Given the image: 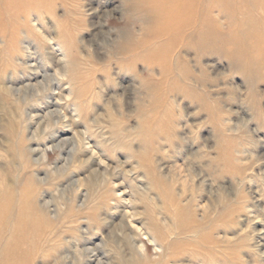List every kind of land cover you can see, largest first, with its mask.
<instances>
[{"label": "rangeland", "instance_id": "rangeland-1", "mask_svg": "<svg viewBox=\"0 0 264 264\" xmlns=\"http://www.w3.org/2000/svg\"><path fill=\"white\" fill-rule=\"evenodd\" d=\"M2 1L0 264H264V82L195 50L264 1L205 0L170 48L139 0Z\"/></svg>", "mask_w": 264, "mask_h": 264}, {"label": "bare ground", "instance_id": "bare-ground-1", "mask_svg": "<svg viewBox=\"0 0 264 264\" xmlns=\"http://www.w3.org/2000/svg\"><path fill=\"white\" fill-rule=\"evenodd\" d=\"M33 1L36 3L35 6H39V7L43 6V3H45V5H50L48 3V0H33ZM203 1H205V0H139L138 4H139L140 8L142 9V14L144 16H146L148 19H150V20H152L154 22V26L150 25V28H152V30L150 31L149 35L152 36V37H158V39H162L163 38L162 39L163 41L160 40V41H162L164 43L163 46L170 48L172 45H178L177 42L179 41L180 37H177V34L181 35L182 38L186 37L187 31L185 33V31H183V30L191 28L193 20H194V18L196 16L195 15V12H196L195 10L197 9L198 6L201 5L200 4L201 2L203 3ZM209 1L210 2L211 1H217L218 4H221V5L222 4H224V5H230L231 4V5H242V6H244V5H247V4H250V3L258 5L260 1H264V0H209ZM3 8H5V7H2V9ZM242 12L243 11L240 8H238V13H239L238 15L239 16H240V14H242ZM261 14H262L261 18L264 20V18H263L264 17V10H261ZM236 18L240 19V17H236ZM211 20L212 19L209 20V18H201V20H199V24L201 25V28H200L201 30H200V34L198 35V42H197V44L195 46V50L197 52H201L205 48V46L208 47V48H211L212 46L215 47L216 43H219V42H220L221 46H225L227 44L233 45L232 46V51H229L230 52L229 56H231V58L235 61L236 69L239 72L248 73L251 76V78L253 79V83L254 84H257L258 82H264V24L260 23L259 20H255V21L252 20L251 21L252 28H248L247 29V33H243L244 30H242V29H237V30H232V31H230V32H228L227 34L224 35L222 33H219V31L211 30L212 28L208 29V27L206 25H207L208 21H211ZM31 22H33V28L35 30H37L38 32L42 31V29L40 27V24H38L36 18L32 19ZM197 23H198V21H197ZM244 24H246V23H244ZM182 31H183V33L185 35L181 34ZM42 36H43V34H42ZM43 37H45V35ZM126 41H127L128 46L119 47L120 51H131V47H134L135 45L136 46L139 45V44H136L131 38H127ZM132 42L134 44H132ZM49 43H50V41H49ZM52 46L56 47L55 50L58 52V54L60 56V62H63L62 60H64L67 57L66 54L64 53L63 49L58 44H52ZM25 48H27V47H25ZM211 50L214 51V52H218V51L221 50V48H219V50L217 48H215V49L211 48ZM171 57L173 58V55ZM40 58L42 60V57H40ZM58 60H59V58H58ZM16 62H18V61H16ZM42 62H43V60H42ZM65 64H66V61H65ZM84 146H85V144H84ZM72 148L73 147H71V149ZM44 157H45V154L43 152V154L41 156V159H44ZM136 188H138V187H136ZM7 191H8V188H7ZM26 214H27L26 211L22 212L21 216L23 218V223L26 221V219L28 220V218H29V216L26 215ZM26 223H29V222L26 221ZM33 229H35V228H33ZM175 229H176V227H175ZM19 231H20V227H19ZM145 232H147V231H145ZM147 233L148 234H146V235L144 234V235L148 236L149 240L154 243V247L161 248L160 246L157 245V243L155 241V238L153 236L154 234L152 235L150 232H147ZM7 246H9V245H7ZM134 251H135L134 255L135 256L137 255L138 257L145 256V254H146V249H145V246L143 244L135 245ZM158 251H159V249H158ZM33 252H34V250H33ZM9 254H11V253H9Z\"/></svg>", "mask_w": 264, "mask_h": 264}]
</instances>
